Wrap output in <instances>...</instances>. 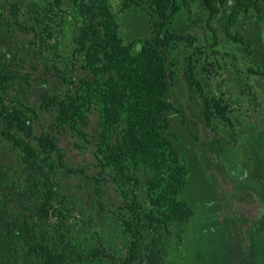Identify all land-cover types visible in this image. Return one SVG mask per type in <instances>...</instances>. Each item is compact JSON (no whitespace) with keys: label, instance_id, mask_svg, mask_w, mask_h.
I'll use <instances>...</instances> for the list:
<instances>
[{"label":"rangeland","instance_id":"rangeland-1","mask_svg":"<svg viewBox=\"0 0 264 264\" xmlns=\"http://www.w3.org/2000/svg\"><path fill=\"white\" fill-rule=\"evenodd\" d=\"M88 1L0 0V60L13 76L8 103L33 118L34 139L48 134L56 143L49 170L55 214L42 234L86 264H124L131 239L127 200L115 173L98 160L99 114L93 109L85 125L73 128L45 102L90 77L76 46L80 7ZM157 3L109 1L126 45L138 50L160 31ZM213 6L215 12L203 0L164 4L168 21L161 36L187 37L164 48L166 101L169 139L189 168L180 199L194 215L164 233L160 264H264V0H226L223 6L213 0ZM44 43L40 57L36 48ZM213 99L227 107L229 121L208 109ZM21 157L0 144L7 187L24 182ZM150 181L142 171L143 211L152 208Z\"/></svg>","mask_w":264,"mask_h":264},{"label":"trees","instance_id":"trees-1","mask_svg":"<svg viewBox=\"0 0 264 264\" xmlns=\"http://www.w3.org/2000/svg\"><path fill=\"white\" fill-rule=\"evenodd\" d=\"M109 1L89 0L80 7L83 21L76 46L90 77L45 102L55 108L62 125L73 128L85 125L88 113L97 111L102 130L98 160L115 173L127 200L131 239L123 263L160 264L164 233L171 234L174 224L194 215L180 199L189 168L169 139L166 101L169 73L164 48L187 37L168 31L161 36L168 21L164 4L169 0H158L160 31L135 50L121 38ZM183 1L188 7L189 0ZM203 1L215 12L213 0ZM225 2L219 0L221 6ZM235 18L233 11L229 23L234 24ZM45 47L44 43L36 48L40 57ZM12 79L11 69L0 60V144H10L21 154L26 173L24 182L13 188L5 185L7 173L0 172V264H86L83 256L53 248L42 234L55 214L49 170L56 143L48 134L34 139L33 118L8 103ZM207 106L229 121L220 100H207ZM142 171L151 175L148 211L139 201Z\"/></svg>","mask_w":264,"mask_h":264}]
</instances>
